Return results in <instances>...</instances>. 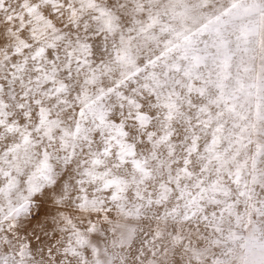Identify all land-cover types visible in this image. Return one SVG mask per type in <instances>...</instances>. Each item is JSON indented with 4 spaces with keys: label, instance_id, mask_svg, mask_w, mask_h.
<instances>
[{
    "label": "snow or ice",
    "instance_id": "obj_1",
    "mask_svg": "<svg viewBox=\"0 0 264 264\" xmlns=\"http://www.w3.org/2000/svg\"><path fill=\"white\" fill-rule=\"evenodd\" d=\"M0 264H264V0H0Z\"/></svg>",
    "mask_w": 264,
    "mask_h": 264
}]
</instances>
